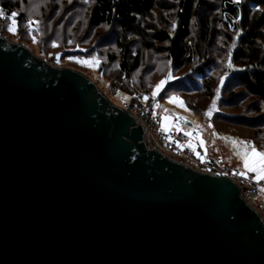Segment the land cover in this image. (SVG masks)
<instances>
[{"label":"water","instance_id":"1","mask_svg":"<svg viewBox=\"0 0 264 264\" xmlns=\"http://www.w3.org/2000/svg\"><path fill=\"white\" fill-rule=\"evenodd\" d=\"M142 140L88 76L0 35V264H264L236 182Z\"/></svg>","mask_w":264,"mask_h":264},{"label":"rangeland","instance_id":"2","mask_svg":"<svg viewBox=\"0 0 264 264\" xmlns=\"http://www.w3.org/2000/svg\"><path fill=\"white\" fill-rule=\"evenodd\" d=\"M4 3L10 8H3ZM16 5L17 8H14ZM91 6L92 0H0V13H3L0 15V35L11 43L24 45L51 65L85 74L119 108L128 105L134 95L141 94L147 97V104L157 112L183 117L187 121L184 129L198 132L192 148H200L204 154L221 160L227 173H244L242 160L235 154L232 144L224 138L247 141L258 151H264V125L261 120L264 119V103L260 104L261 112L253 111L252 106H257L254 104L257 98L237 86L233 81L234 76H230L233 71L241 68L234 65L232 60V67H228L229 55L231 57L228 49L229 52L232 49V44H226L229 40H217L212 47L204 48L207 57L203 54L182 67H176L166 53L144 51L137 70L125 75L120 69V32L116 27L90 26L88 15ZM13 12L17 13L15 34L7 30V26L12 23L10 16ZM160 12L154 13V24L169 31L171 37H174L177 20L173 17V11ZM121 41L124 44L130 43L128 39ZM137 49V44L129 46L132 54ZM94 59L99 63L85 66L76 62ZM169 75L171 80L167 79ZM200 75L205 78L203 85L200 84L199 89H189L193 78ZM162 80L166 81L165 85L153 97V91ZM229 91L240 96L230 97ZM172 97L182 101L183 106L171 103ZM227 99L232 100L227 102ZM214 100L216 110L209 118L205 113ZM246 175L251 177L260 192L259 195L257 192L250 204L264 218V192L261 191L264 180L257 182L253 172H246ZM240 186L248 191L250 182L243 181Z\"/></svg>","mask_w":264,"mask_h":264},{"label":"trees","instance_id":"3","mask_svg":"<svg viewBox=\"0 0 264 264\" xmlns=\"http://www.w3.org/2000/svg\"><path fill=\"white\" fill-rule=\"evenodd\" d=\"M2 7L10 8L6 3ZM166 10H172L177 20L174 37L153 21L156 11ZM88 20L92 27H116L121 40H130L128 44L121 40L118 43L122 52L120 69L125 75L137 70L144 51L166 53L176 67H182L203 54L207 57L204 48L226 38L229 40L226 44H232L230 52L228 49L232 63L241 68L230 76H234L237 86L257 98L253 111L261 112L260 104L264 103V0H239V3L236 0H92ZM135 44L138 51L132 54L129 46ZM204 79L201 75L194 77L191 87L186 86L191 90L199 89ZM238 95L228 92L230 97ZM261 120L264 125V119Z\"/></svg>","mask_w":264,"mask_h":264},{"label":"built area","instance_id":"4","mask_svg":"<svg viewBox=\"0 0 264 264\" xmlns=\"http://www.w3.org/2000/svg\"><path fill=\"white\" fill-rule=\"evenodd\" d=\"M122 109L130 113L136 123H141L140 126L144 135L142 142L147 150L157 151L200 173L228 176L240 187L241 194L246 191L240 186L243 181L250 182L249 189L254 187V190H257L250 176L246 175L247 178H238L236 175L239 174L238 172L227 173L221 160H216L210 155L204 154L200 148H194L195 151H193V148L188 145H192L196 141L198 132L196 130L186 131L184 127L187 125V121L183 117L168 116L165 113L157 112L147 104V100L141 94L134 95L130 103ZM166 116L169 117L167 131L164 130V118ZM186 132L191 133V135H185ZM178 144L181 146L178 147Z\"/></svg>","mask_w":264,"mask_h":264},{"label":"snow or ice","instance_id":"5","mask_svg":"<svg viewBox=\"0 0 264 264\" xmlns=\"http://www.w3.org/2000/svg\"><path fill=\"white\" fill-rule=\"evenodd\" d=\"M237 3H239V0H236ZM3 13H0V15H2ZM17 16V13L13 12L11 13L10 19L12 21V23L7 26V30L13 34L16 33V20L15 17ZM33 41L35 42V36L32 37ZM53 47H56L55 44L52 45ZM58 59V58H57ZM77 63H82L85 66H90L92 64H98L99 61L97 60H93V61H76ZM228 67L231 68L232 64H231V57L229 55V62H228ZM168 80H171L172 77L171 75H169V77L167 78ZM166 81L162 80L160 81V83L156 86V89L153 91V97L157 96L159 94V92L161 91V89L163 88V86L165 85ZM223 83V80H221V84ZM145 99H147V97H145ZM171 103H179L181 106H183V102L179 101L177 97H172L170 100ZM216 110V101L214 100L212 105L210 106L208 112L205 113V115H207L209 118L211 117L212 113ZM165 127L164 130L167 131L168 130V121H169V117H165ZM177 119H179V117H177ZM209 127H211V125H209ZM185 135H191V133L186 132ZM224 139L228 140L233 148L235 149V154L238 155L240 157V159L243 162V167L245 169L244 173H239L242 176L246 177V172H253L256 174V180L257 182L264 180V151H258L256 149V147L252 144H250L247 141H238L235 139H231V138H227L225 137ZM201 146H203V141L200 142ZM178 147H180L181 145H177ZM190 148H192V145L189 144L188 145ZM193 151H195V149L193 148ZM199 155V154H197ZM262 192H264V188L261 189Z\"/></svg>","mask_w":264,"mask_h":264},{"label":"bare ground","instance_id":"6","mask_svg":"<svg viewBox=\"0 0 264 264\" xmlns=\"http://www.w3.org/2000/svg\"><path fill=\"white\" fill-rule=\"evenodd\" d=\"M138 126H140L141 123H136ZM144 139V135H143ZM236 174V173H235ZM238 178L245 177L240 174H236ZM257 190H254V187L250 188L248 191H243L241 194L242 198L249 204L251 201L253 202V199L256 197L255 195L257 194ZM250 205V204H249ZM264 208V206H263ZM264 210V209H263Z\"/></svg>","mask_w":264,"mask_h":264}]
</instances>
